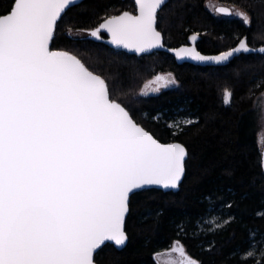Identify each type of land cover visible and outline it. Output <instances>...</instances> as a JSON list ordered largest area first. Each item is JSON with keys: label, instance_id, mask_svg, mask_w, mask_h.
Returning <instances> with one entry per match:
<instances>
[{"label": "snow or ice", "instance_id": "snow-or-ice-1", "mask_svg": "<svg viewBox=\"0 0 264 264\" xmlns=\"http://www.w3.org/2000/svg\"><path fill=\"white\" fill-rule=\"evenodd\" d=\"M75 3L12 0L0 14V264H94L105 242L125 244L134 190L174 189L186 170L184 145L160 142L113 98L104 78L70 52L51 49L58 20ZM162 3L134 0L133 12L108 16L90 34L101 39L106 30L113 45L135 53L163 47L154 27ZM235 15L250 25L246 12ZM241 50H251L246 38L213 57L169 49L216 63ZM230 95L225 89L226 103ZM259 244L264 234L250 231L246 254ZM170 251L184 257L181 264H198L180 240Z\"/></svg>", "mask_w": 264, "mask_h": 264}, {"label": "trees", "instance_id": "trees-1", "mask_svg": "<svg viewBox=\"0 0 264 264\" xmlns=\"http://www.w3.org/2000/svg\"><path fill=\"white\" fill-rule=\"evenodd\" d=\"M206 1L168 0L156 21L166 47L182 46L192 35L197 36V51L204 55L228 51L244 38L251 48L264 45V0H217L246 12L250 25L216 17L206 9ZM11 3L0 0V14ZM133 10L132 0H85L61 17L51 49L70 52L104 78L113 98L160 142L184 145L186 170L175 193L133 194L125 222L126 246L116 250L105 245L94 262L158 264L157 256L180 240L198 264H264L260 251L264 244L256 246L253 256L246 254L250 231L264 234V172L256 107L264 93V56L241 54L217 67L178 65L166 53L135 57L87 35L73 36L88 34L108 16ZM157 74H171L174 84L158 94L138 96ZM225 89L231 94L227 103ZM157 112L163 114L159 122L153 119ZM184 118L192 122L186 124Z\"/></svg>", "mask_w": 264, "mask_h": 264}, {"label": "water", "instance_id": "water-1", "mask_svg": "<svg viewBox=\"0 0 264 264\" xmlns=\"http://www.w3.org/2000/svg\"><path fill=\"white\" fill-rule=\"evenodd\" d=\"M83 1H85V0H76V3H75L74 6L79 5V4L82 3ZM122 1H123V0H122ZM132 1H133V3H134V0H132ZM167 2H168V0H163V3H162V5L158 8L157 13L162 9V7H163ZM74 6H71V7H69L68 9H70V8H72V7H74ZM219 8H225V9H228L229 12H231L230 9H229L228 7H225V6H219V7L216 8V12H217L218 14L223 15V16H226V17H229V16H230V15H228V14L218 12L217 9H219ZM68 9H67V10H68ZM67 10H66V11H67ZM66 11H65V12H66ZM65 12H64V13H65ZM64 13L62 14V16L64 15ZM118 15H119V14H118ZM60 19H61V18H60ZM60 19H59V20H60ZM59 20H58V22H59ZM102 22H103V21H102ZM102 22H100V23H102ZM100 23H99V24H100ZM99 24H98V26H97L96 28L99 27ZM154 27L156 28V23H155ZM96 28H95V29H96ZM156 30H157V29H156ZM100 33H101L102 35H104V36L106 37V39H104V40L96 39V38H94V37H92V36H91L90 38L93 39V40H95V41H101V42H103V43H104L106 46H108L110 49H113V50H116V51H119V52H123V53L129 54V55H133V56H135V57L146 56V55H150V54H153V53H156V52L166 53V54L172 56L173 59H174V61H175V63H177L178 65H182V64H191V65H196V66H201V67H217V66H224V65L228 64L231 60H233L234 58L238 57V56L241 55V54H244V55L256 54V55H262V56H264V54L260 53V51H259V49H260L261 47H264V45H263V46H260V47H258V48H251V47H249L251 50L248 51V52H244L243 50H241L239 53H236L234 56L230 57L228 61L221 62V63H216L215 61H198V60H195V59H193V58H191V57H181V58H178V57L176 56L175 52H173V51H169V49H180V48H182V47H183V48H189V49H191V48H195V49H196V47H195V42H196V40H197V36H196V35H192V36H191V37H193V36L196 37V39H194V40L189 38V44H188V45H182V46H179V47H177V48H169V47H166V46L163 44V37H162V35H161V37H162V39H161V43L163 44V47H159V46H157L156 48H153V49L147 50V51H145V52H143V53H135V52L130 51V50H128V49H124V48H122V47H117L116 45H113V44L111 43V37H110V35L106 32V30L100 29ZM88 34H90V31L88 32ZM90 35H91V34H90ZM51 42H52V40L50 41V47H51ZM238 44H239V43H238ZM238 44H237L235 47H237ZM235 47H233V48H235ZM196 50H197V49H196ZM229 50H230V49H229ZM229 50H228V51H229ZM54 51H55V50H54ZM225 52H227V51H225ZM199 53H200V52H199ZM200 54H201V53H200ZM219 54H220V53H219ZM219 54H215V55H204V54H201V55H203V56H207V57H213V56H217V55H219ZM170 143H173V142H170ZM175 143H177V142H175ZM186 160H187V158H186ZM261 167H262V170H263V172H264V138H263V143H262V148H261ZM184 175H185V173L183 174L181 180L178 182L177 187L174 188V189H173V188L165 189V188H163L162 186H146V187H145L144 189H142V190H134V194H135V193H138V192L145 191V190H157V191H161V192H164V193H167V192H173V193H175V192H177V191L179 190V186H180V184L182 183V180H183V178H184ZM132 195H133V194H132ZM132 195H131V196H132ZM128 213H129V212H128ZM127 215H128V214H127ZM127 215H126V218H127ZM126 218H125V222H126ZM124 231H125V223H124ZM126 237H127V236H126ZM127 241H128V239H126L125 244H124L123 246H120V247L115 246L113 242H105V243L102 244L98 249H96V250L94 251V256H95V254H96V253H97L102 247H104L105 245H111V246H113L116 250H121V249H123V248L126 246ZM94 256H93V259H94ZM94 264H96V263L94 262Z\"/></svg>", "mask_w": 264, "mask_h": 264}, {"label": "rangeland", "instance_id": "rangeland-1", "mask_svg": "<svg viewBox=\"0 0 264 264\" xmlns=\"http://www.w3.org/2000/svg\"><path fill=\"white\" fill-rule=\"evenodd\" d=\"M219 5H221V4L217 0H208V1H206V9L209 10V12L212 13L213 15H215L216 17H220V16L217 15V13L214 12L215 7H217ZM228 7H230L231 11H232V15L230 17L234 18V19H237L240 22L244 23L243 20L240 17L235 15V12L237 10H240V9L235 8L234 6H228ZM240 11H242V10H240ZM73 36L82 38V37L85 36V34L73 33ZM162 75H166V74H162ZM157 82L159 83L158 80L156 82H153V81H149L148 82V83H152L151 84L152 88H150L149 86L148 87L147 86L146 87L143 86L142 90L144 89V87H145L144 90H146L145 92L143 90V94L144 95H149V94H154V93L158 94L161 91H163V90L167 89L168 87L172 86L170 84L168 86L164 85L162 83L157 84ZM154 89H156V91H153ZM143 94H142V92H140V93H138V96H141ZM256 107H257L258 112L260 114V127H259V131L257 133V140H258L259 146H261V148H262V143H263V138H264V95H261L260 97L257 98ZM210 223L212 224V222H210ZM176 247H178V246H176ZM174 254H176L175 251H174Z\"/></svg>", "mask_w": 264, "mask_h": 264}, {"label": "flooded vegetation", "instance_id": "flooded-vegetation-1", "mask_svg": "<svg viewBox=\"0 0 264 264\" xmlns=\"http://www.w3.org/2000/svg\"><path fill=\"white\" fill-rule=\"evenodd\" d=\"M219 6H224V5H219ZM219 6H217V7H219ZM217 7H215V9H214V12L215 13H217L216 12V8ZM225 7H228V6H225ZM229 9H230V11H231V8L230 7H228ZM134 11V10H133ZM133 11H131V12H133ZM231 13H232V11H231ZM217 15L218 16H220L221 18H231L230 16L232 15H230L229 17H226V16H223V15H220V14H218L217 13ZM157 29V28H156ZM158 31V30H157ZM85 35H87L88 37H91V35L90 34H87V33H84ZM102 35V34H101ZM86 36V37H87ZM105 37V36H104ZM106 38V37H105ZM189 44V40L185 43V44H183V45H188ZM159 77V79H157ZM159 81V83L157 82V84H160V83H162V84H164V85H173L174 83H172L171 81H173L172 79H170L167 75H162V74H157V75H155L154 77H153V79L151 80V81H153V82H156V81ZM151 84L152 83H147L146 85H145V87L147 86H149L150 88H152L151 87ZM145 87H144V89H145ZM143 89V90H144ZM146 90H144V92H145ZM153 91H156V89H154ZM179 247V246H178ZM176 254H174V251H170V249L169 250H167L166 252H164V253H161V254H159L158 256H157V262H158V264H181V262L183 261V259H184V257H182L180 254H179V252H175Z\"/></svg>", "mask_w": 264, "mask_h": 264}]
</instances>
